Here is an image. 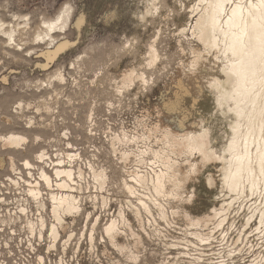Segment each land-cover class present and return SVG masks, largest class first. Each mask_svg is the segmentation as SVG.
<instances>
[{"label":"rangeland","instance_id":"obj_1","mask_svg":"<svg viewBox=\"0 0 264 264\" xmlns=\"http://www.w3.org/2000/svg\"><path fill=\"white\" fill-rule=\"evenodd\" d=\"M197 2L0 0V179L13 169L10 157L17 165L24 159H33L41 148L46 149L53 162H57L64 156V151L75 153L80 146L85 158H93L91 155L95 159L100 157L111 170L113 180L119 184L122 177L131 176L129 171L136 165L146 172H152L150 166L155 170L159 165L163 166L162 163H152L155 158L152 153L145 154L139 161L136 157L139 150L133 148V157L123 169L120 151L111 150V137L133 135L139 146L149 142L150 149L160 150L157 151L159 155L163 153L162 132L154 127L159 119L157 104L161 93L167 87L175 86L173 81L178 70L191 68L195 53L203 48L193 33ZM62 7L70 8L66 25L52 29L51 37L38 35L45 26L43 22L56 17ZM10 29L14 33L12 39L6 34ZM151 46L157 49L158 58L149 65ZM130 70L136 74L135 78L123 80L124 74ZM138 74H143L145 82L137 78ZM181 106L188 110V119L195 118L202 126L209 127L212 144L218 150L227 140L225 132L229 131L234 118L231 112L223 114L209 91L199 99L196 107L192 108L187 100ZM10 132L20 133L26 140L17 145H4L2 137ZM183 152L168 153L169 163L182 168L177 171L178 176L184 172L186 177L179 189V199L178 189H175L176 198H162L175 214V218L168 219L171 226H188L193 232L206 231L212 225L224 226L231 237L242 232L243 238L245 235L249 237L245 245H254L253 251L244 256L245 260L258 257L257 253L264 249V234L256 228L255 216L248 221L247 218L263 202V192L246 191L241 198L232 199L220 181L212 186L206 184L204 177L208 172H215V165L206 161L200 166L199 173L189 174V164L195 163L199 156L196 152ZM110 192L118 199L108 205L109 212L102 209L103 218L108 217L111 210L117 211L118 203L124 200V194L117 187ZM188 197L185 203L184 199ZM85 205L87 211L92 210L91 203ZM221 207V217L206 229L200 225L189 226L184 218V213H188L191 219ZM99 209L96 208L95 212ZM92 218H76L74 236L86 238ZM158 222L161 227L165 225L163 221ZM134 224V231L142 236L137 264H190L189 255L184 254L186 250L181 246L179 237L182 234L178 229L168 226L167 230L164 228V236H146L141 225L152 228L146 217L144 224ZM96 228L92 231L94 238L90 246L86 242L78 247L63 243L48 247L47 238L42 237L40 247L32 253L21 248L4 255L0 264H134L105 237L108 242L99 245V233L104 234L97 232ZM63 235L61 233L58 240ZM215 235L222 236L219 231ZM119 240L133 244L126 235ZM202 247V262L208 256L216 257L208 245ZM211 247L217 248L216 244Z\"/></svg>","mask_w":264,"mask_h":264},{"label":"bare ground","instance_id":"obj_2","mask_svg":"<svg viewBox=\"0 0 264 264\" xmlns=\"http://www.w3.org/2000/svg\"><path fill=\"white\" fill-rule=\"evenodd\" d=\"M231 1L198 0L196 4L193 33L203 48L196 50L191 68L178 70L173 81L175 86L167 87L159 98V119L154 127L161 130L165 140L160 142L164 143V147H161L162 156L158 153L160 150L157 152L150 149L149 142L139 146L137 137L133 135L120 136L115 133L111 137V150L120 151L119 160L123 169L130 157H133V148L139 150L136 154L139 161L145 154L152 153L155 157L152 163H162L163 166L158 164L157 170L150 166L152 172H146L140 165H136L129 171L131 176L122 177L119 184L113 180L111 170L100 157L95 159L91 155L93 158H85L78 144V152L64 151V156L58 158L57 162L49 158L50 154L44 148L33 159H24L17 165H14V159L10 157L13 169L1 177L0 192L13 191L12 197L17 202V215L13 216L14 219L24 215L30 231L38 234L39 238L46 237L48 247H53L56 243L66 244L71 240L70 230L77 224L76 218L93 217L91 230L98 226L114 247L137 264L142 236L134 231L132 223L144 224L146 217L152 228L141 225L145 235L164 236V228L167 230L172 225L168 219L175 218V214L162 198H176L175 189H178L179 199V189L186 178L183 171L178 176L177 171L182 168L169 163L168 153L187 151L196 152L199 156L195 163L189 164V174L192 172L196 175L200 172V166L206 161L210 162L215 165V172L205 175L206 184L212 186L217 180L220 181L221 187L229 192L232 199L241 198L246 191L263 192V202L255 207L247 221L255 216L256 228L264 234V0ZM69 10V7H65L56 17L45 20L43 31L38 35L51 37L52 29L63 28L69 18ZM6 34L8 39L13 38V30L6 31ZM157 58L158 51L151 46L148 64L155 63ZM135 75L130 70L124 74L123 80L130 81ZM137 78L145 82L143 74H138ZM206 91L211 93L223 114L231 112L234 117L228 123L229 131L225 132L227 140L218 150L212 144L209 127L202 126L201 121L195 118L188 119V110L181 106L187 100L192 108L196 107L199 99L206 96ZM2 140L4 145H17L26 138L20 133L10 132ZM114 187L121 190L124 200L118 203L117 214H107L108 217L103 218L100 214L102 209L109 212V203L118 199L110 192ZM188 199H184V202L187 203ZM30 200L37 205L36 208H28ZM96 200L100 203L99 215L85 209L87 201L93 203ZM40 208L46 209L48 218L47 213ZM126 209L129 212H125ZM222 209L213 208L206 215L191 219L188 213H184V218L189 226L200 225L206 229L212 221L221 217ZM158 220L165 225L161 227ZM171 228L178 229L182 234L179 240L186 250L184 254L189 255L190 264H264V255H260L264 249L258 250V257L256 255L250 261L245 260L244 256L253 251L254 245H245L249 237L245 235L243 238L242 232L231 237L224 226L221 227L223 230L212 225L206 231L200 229L194 232L188 226L174 224ZM218 231L222 234L220 238L215 235ZM64 232L66 235L58 240ZM122 235L129 236L133 244L121 242L119 238ZM215 244L217 248L213 249L211 245ZM204 245L214 251V259L208 256L202 262L201 251Z\"/></svg>","mask_w":264,"mask_h":264},{"label":"built area","instance_id":"obj_3","mask_svg":"<svg viewBox=\"0 0 264 264\" xmlns=\"http://www.w3.org/2000/svg\"><path fill=\"white\" fill-rule=\"evenodd\" d=\"M48 168L47 170L50 172L51 170H49ZM12 176H14L15 178L14 173L12 174ZM10 191L11 190H8V192L6 193L3 191L0 192V259H2L6 254L18 252L21 248L28 250L30 253H32L34 250L40 247L41 244L40 239H42L38 237V234H35L30 231V229L27 226L26 217L24 215H21L18 218L14 219L13 216L17 215V213H15V210L17 209V202L12 197L13 191L11 192ZM87 202L89 204L91 203L90 201ZM88 203L87 206H89ZM93 203H91L90 207L92 210L90 212L96 214L97 212H95V210L96 208L100 207V203H98V200H96ZM110 204L112 203H109V205ZM27 206L29 209H34L37 207V205L34 204L31 200L27 203ZM42 210L45 214L47 213V218H48L49 214L46 211V209H42ZM115 214H117V211L113 212L111 210L109 216H113ZM74 229H75L74 227L71 228L70 230V232H72V236L70 238L71 240H69V242L66 243V245L75 244V247H78L81 245H86V242L89 246L92 244L91 240L94 238V236L92 235L93 230H91V228L88 231L86 238H84L83 236H80L79 238L74 236L75 235ZM96 229L97 232L99 231L102 232L100 228H96ZM64 234L66 235L65 232ZM65 235H63V237ZM104 237L108 240L105 234L104 236H101L99 233L98 241H97L99 245L103 246L104 243L109 241V240L107 241Z\"/></svg>","mask_w":264,"mask_h":264}]
</instances>
